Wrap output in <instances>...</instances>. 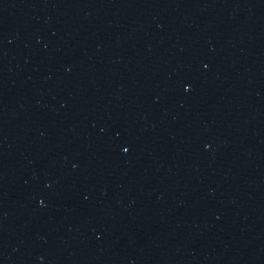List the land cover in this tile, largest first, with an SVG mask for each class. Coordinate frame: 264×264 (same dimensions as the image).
I'll use <instances>...</instances> for the list:
<instances>
[{"label": "water", "instance_id": "obj_1", "mask_svg": "<svg viewBox=\"0 0 264 264\" xmlns=\"http://www.w3.org/2000/svg\"><path fill=\"white\" fill-rule=\"evenodd\" d=\"M0 264H264V0H0Z\"/></svg>", "mask_w": 264, "mask_h": 264}]
</instances>
